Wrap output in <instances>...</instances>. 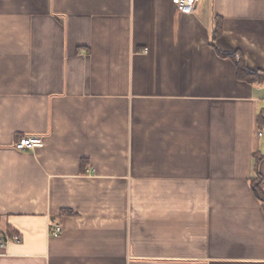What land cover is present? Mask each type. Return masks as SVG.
I'll list each match as a JSON object with an SVG mask.
<instances>
[{
  "label": "crops",
  "instance_id": "obj_1",
  "mask_svg": "<svg viewBox=\"0 0 264 264\" xmlns=\"http://www.w3.org/2000/svg\"><path fill=\"white\" fill-rule=\"evenodd\" d=\"M237 58L264 71V0H0V264H264Z\"/></svg>",
  "mask_w": 264,
  "mask_h": 264
},
{
  "label": "built area",
  "instance_id": "obj_2",
  "mask_svg": "<svg viewBox=\"0 0 264 264\" xmlns=\"http://www.w3.org/2000/svg\"><path fill=\"white\" fill-rule=\"evenodd\" d=\"M173 3L177 6V8L183 13H191L196 8V5L200 2V0H172ZM264 130H262L259 135H262ZM44 146V140L42 137L37 136H24L21 137L15 143V148L20 151H26L35 149L38 147ZM62 232V228L59 225H56L55 228L51 229V233L53 236H59ZM22 237L18 234H9L2 233L0 235V247H6L10 242H21Z\"/></svg>",
  "mask_w": 264,
  "mask_h": 264
},
{
  "label": "trees",
  "instance_id": "obj_3",
  "mask_svg": "<svg viewBox=\"0 0 264 264\" xmlns=\"http://www.w3.org/2000/svg\"><path fill=\"white\" fill-rule=\"evenodd\" d=\"M236 54V53H235ZM235 55L232 57L234 58ZM236 55L235 57H237ZM237 60V61H236ZM235 61L237 62V73L238 78L247 81V82H256V81H264V71H255L253 69H250L244 62L242 58H237ZM260 177H258L259 180ZM258 187V185H255ZM256 196L264 202V194L259 192L258 190L255 191ZM8 232H11L10 234H13V231L8 230ZM1 235V234H0Z\"/></svg>",
  "mask_w": 264,
  "mask_h": 264
}]
</instances>
